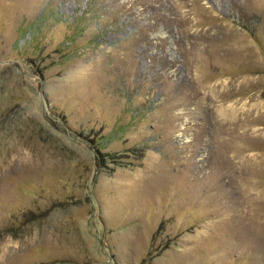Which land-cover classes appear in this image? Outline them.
Here are the masks:
<instances>
[{
	"label": "rangeland",
	"instance_id": "1",
	"mask_svg": "<svg viewBox=\"0 0 264 264\" xmlns=\"http://www.w3.org/2000/svg\"><path fill=\"white\" fill-rule=\"evenodd\" d=\"M0 264H264V0H0Z\"/></svg>",
	"mask_w": 264,
	"mask_h": 264
}]
</instances>
